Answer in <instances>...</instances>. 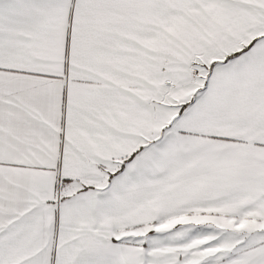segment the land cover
Segmentation results:
<instances>
[{"label":"snow or ice","instance_id":"obj_1","mask_svg":"<svg viewBox=\"0 0 264 264\" xmlns=\"http://www.w3.org/2000/svg\"><path fill=\"white\" fill-rule=\"evenodd\" d=\"M0 264H264V0H0Z\"/></svg>","mask_w":264,"mask_h":264}]
</instances>
